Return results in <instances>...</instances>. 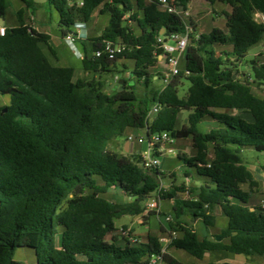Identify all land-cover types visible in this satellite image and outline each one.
<instances>
[{"label":"trees","instance_id":"1","mask_svg":"<svg viewBox=\"0 0 264 264\" xmlns=\"http://www.w3.org/2000/svg\"><path fill=\"white\" fill-rule=\"evenodd\" d=\"M20 1L24 6L16 12L18 25H3L5 34L0 35V96L9 97V104L0 106V264H25L14 258L19 247L33 249L36 264H150L152 255L164 249L161 237L116 235L114 221L143 214L153 194L173 200L175 222L170 226L178 236L170 248L198 259L216 251L264 256V212L249 202L259 183L242 155L248 147L264 152V97L252 89L253 83L264 86V63L251 60L252 80L239 72L250 48L264 41V24L254 16L264 14V0H208L230 7L223 12L227 31L213 27L199 33L190 20L185 68L160 91L149 90L154 77H160L163 52L157 38L184 33L187 25L158 0H83L82 6L79 0ZM170 1L183 9L191 2ZM9 6L10 0H0V18ZM45 6L58 13L62 35L75 34L77 21L89 22L97 9L109 14L102 34L89 39L93 54L85 55L82 64L86 72L102 75L117 60L133 61V77L123 79V90L118 85L110 91L100 79H75L72 66L49 61L42 44L55 55L51 36L25 19L26 11L35 14ZM105 41L125 49L114 59L96 57ZM218 47L230 49L218 52ZM184 79L190 85L182 97ZM155 103L160 108L149 119ZM184 110L189 115L179 127ZM207 118L216 127L203 132L199 125ZM146 128L149 136L167 131L175 139L192 138L195 155L179 157L205 177L190 190L194 198L177 196L187 190L184 185L164 190V174L159 168L144 170L139 153L119 156L109 148L126 132L144 133ZM185 175L191 177V172ZM243 184L250 190H243ZM111 188L127 201L106 199ZM215 209L227 217V226L214 239L200 237L193 221L213 227ZM163 261L186 264L167 249Z\"/></svg>","mask_w":264,"mask_h":264},{"label":"rangeland","instance_id":"2","mask_svg":"<svg viewBox=\"0 0 264 264\" xmlns=\"http://www.w3.org/2000/svg\"><path fill=\"white\" fill-rule=\"evenodd\" d=\"M44 2L45 1H42L41 3ZM23 6L24 4L20 0H10V6L5 14V23L7 25H18L16 12ZM99 10L100 9H97L94 12L91 20L88 22V28L95 36H97L96 34H102L109 22V14H102L99 12ZM214 10L216 11L215 13ZM184 11H187L190 14V16L184 17L185 22L189 23L190 20H196L200 23V25L196 23L199 33H209L213 27H219L222 30L227 31L226 19L223 12L230 11V7L228 5H224L219 2L211 5L208 0H192L190 7H187L186 10L184 9ZM34 16L35 18L32 20L31 12L26 11L25 19L27 24L33 26L38 31L47 33L51 36L50 44L55 50V55H52L47 46L42 44V49L44 50L49 61L55 65L72 66L75 69V79H100L107 86L108 90L113 91L118 85L124 84V82L123 84H119V80H129L133 77L132 71L134 70V63L133 61L127 59L117 60L114 67L112 68L113 70L102 75L86 72L83 68L82 60L75 55L74 49L72 48L74 47L73 44L68 43L66 41V35H62L61 31L59 30V15L56 10L49 6L39 7ZM73 29L75 30V26ZM225 48H227L226 50L230 49V47H218L217 50L218 52H222L225 50ZM56 53L59 57L58 60L56 59ZM251 60H257L260 63H264V41L250 48L247 56L239 66V72L247 73L250 76V80L253 78ZM179 68L181 70H184L185 68V54H183L181 57ZM157 70L158 72L162 70L160 65H158ZM166 85L167 83L164 81V79L162 77H158L152 81L149 90L160 91ZM189 85L190 82L184 79L183 86L180 88V96H185ZM123 89V86L119 87V90ZM140 89L142 90L143 88L139 87V90ZM252 89L254 94L259 97H264L263 85L253 83ZM7 104H9V97L0 96V106ZM229 112L233 114H239L247 119H251L250 115L246 113H241L236 110ZM188 115V111H182L179 117V127L183 126ZM213 127H216V123L209 118L203 120L199 125V129L203 132H207ZM130 134L138 135L141 133L128 131L124 135L118 137L116 140L110 142L109 148L116 152L119 156L131 157L130 155L132 151L128 147L130 144L128 143L127 147L125 146L127 136ZM192 142L193 140L191 137L175 140L172 144L174 153L162 155L161 165L159 167L160 171H162L164 174L160 178L161 187L168 191L178 190L181 185L186 186L188 193H185V191H177V196L183 199L194 198L196 193H191L190 190L194 187H199L205 180V177L198 175L195 167H189L184 162V160L180 159L179 157L180 155L190 157V155L195 153V151L192 149ZM143 149H145V145L139 144L136 141L135 152H138L139 150L142 151ZM181 151H183V154H180ZM242 155L244 163L257 177L259 183V186L251 193V199L249 202L251 205H255L260 208L259 211L262 210V212H264V152H258L254 148L248 147L242 150ZM212 156L213 152L212 148H210L209 157L211 158ZM186 170L191 172L190 178L185 175ZM242 189L249 191L250 187L248 184H243ZM104 196L113 203H123L127 201L126 196L115 188L109 189V191ZM153 199H157V194H153L149 198V200ZM172 206L173 200L160 199L158 210L148 211L145 209L144 213L141 215H126L115 219V227L118 230L114 233L116 235L122 234L125 236H128L129 233H131L133 237L140 235L142 238H145L148 233L159 236L163 240V245L167 251L186 264H193L197 262L209 263L216 261H227L236 264H264V256L246 257L244 255H235L229 252L216 251L213 253H207L203 258L198 259L197 257L190 255L183 250L170 248L171 233L173 232L170 223L175 222ZM152 211L155 213L151 214ZM213 214L216 218L215 225L213 227H206L201 219H196L193 221V225L200 237L209 236L211 239H214V236L219 234L220 230L227 226L228 219L220 213L219 209H215ZM168 216L171 218V220H167ZM123 228H126L124 233ZM14 258L25 264H36L35 252L33 249L28 247L17 248Z\"/></svg>","mask_w":264,"mask_h":264},{"label":"built area","instance_id":"3","mask_svg":"<svg viewBox=\"0 0 264 264\" xmlns=\"http://www.w3.org/2000/svg\"><path fill=\"white\" fill-rule=\"evenodd\" d=\"M162 7L167 10L168 12H173L182 17L185 21V16H190L189 12L184 11L181 6H176L177 2L170 1V0H158ZM79 5H83V0H79ZM186 10V9H185ZM256 21L264 24V14L261 12H256L254 14ZM35 16L31 13V19L34 20ZM187 30L184 33L180 34H171L170 36H163L160 35L157 38L158 47L161 48L162 54L159 57H164L165 59V68L160 71V77L164 79L166 83L170 82V80L179 74L180 72V60L183 54L186 53L187 47L189 44V34L191 29L190 23H187ZM76 28L84 27V23H76ZM5 34V27L0 26V35ZM79 38L78 34L70 33L66 35V41L68 43L74 44ZM125 49V46L122 44H114L110 41H105L103 44V49L98 50L94 53L96 57H101L102 55L106 54L108 59H114L117 53L122 52ZM160 106L158 103H155L149 113L148 118L151 119L155 113L158 112ZM177 140L170 132L162 131L156 132L151 134L150 136L147 134V128L145 129L144 133L133 135L130 134L127 136V141L130 145H135L137 141L139 144H145V149L142 151H138L137 153L140 154L142 158L141 166L146 171H151L157 169L161 165V156L164 154L174 153V149L172 148L173 142ZM188 193V189L185 191ZM264 208V205H263ZM159 209V198L153 200H147L146 202V210H158ZM167 220H171L168 216ZM125 231H123L124 233ZM177 232L173 231L171 233V241L177 238ZM163 242V240L161 239ZM165 247L160 254L152 255L150 259V264H165L163 261V253L165 252Z\"/></svg>","mask_w":264,"mask_h":264},{"label":"crops","instance_id":"4","mask_svg":"<svg viewBox=\"0 0 264 264\" xmlns=\"http://www.w3.org/2000/svg\"><path fill=\"white\" fill-rule=\"evenodd\" d=\"M192 2V0H191ZM191 2L188 4V8L190 7L191 5ZM225 5V4H224ZM200 14V13H199ZM195 21V23L199 24V22H197L196 20H193ZM80 22H83V21H77V23H80ZM84 23V27H81V28H76L75 27V34H78L79 35V38H77L76 42L73 44L74 47H72L74 49V52H75V55L80 58L81 60L84 58L85 55H88L89 57L92 56V45H91V42L89 41V39L93 38V37H96L95 35H93V33L90 31V29L88 28V22ZM3 25H6V26H16V25H7L5 23V18L2 20H0V26H3ZM198 30V29H197ZM95 33V32H94ZM97 36L101 35V34H96ZM51 40V39H50ZM57 55V53H56ZM58 55L56 57V59L58 60ZM159 60H160V67L163 69L165 68V59L164 57H159ZM55 65V64H54ZM60 66V65H58ZM158 78L157 76L154 77V79ZM128 145V141H126V144L125 146L127 147ZM145 145V144H144ZM131 151H135V145H129L128 146ZM192 149H193V145H192ZM194 150V149H193ZM140 151V150H139ZM183 154V151L180 152V154ZM194 154L190 155V157L194 156ZM184 156V155H183ZM162 172V171H161ZM255 176V175H254ZM190 178V177H188ZM256 180H257V177L255 176ZM258 181V180H257ZM209 237V236H208ZM210 238V237H209Z\"/></svg>","mask_w":264,"mask_h":264},{"label":"water","instance_id":"5","mask_svg":"<svg viewBox=\"0 0 264 264\" xmlns=\"http://www.w3.org/2000/svg\"><path fill=\"white\" fill-rule=\"evenodd\" d=\"M42 1H46V0H35V2H37V3H41ZM0 20H2V18H0ZM163 32V31H162ZM123 82H124V80H119V84H123ZM120 86H122V85H120ZM252 210H253V208H252ZM221 238L218 236V240H220Z\"/></svg>","mask_w":264,"mask_h":264}]
</instances>
